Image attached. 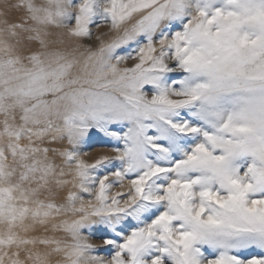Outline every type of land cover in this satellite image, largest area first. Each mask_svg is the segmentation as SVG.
Returning <instances> with one entry per match:
<instances>
[{"label": "snow or ice", "instance_id": "6c2138e0", "mask_svg": "<svg viewBox=\"0 0 264 264\" xmlns=\"http://www.w3.org/2000/svg\"><path fill=\"white\" fill-rule=\"evenodd\" d=\"M0 264H264V0H0Z\"/></svg>", "mask_w": 264, "mask_h": 264}]
</instances>
